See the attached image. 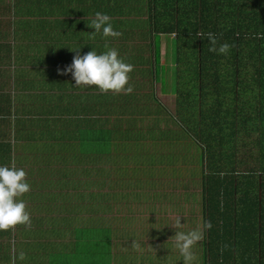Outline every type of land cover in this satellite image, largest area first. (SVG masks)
<instances>
[{
    "label": "crops",
    "instance_id": "1",
    "mask_svg": "<svg viewBox=\"0 0 264 264\" xmlns=\"http://www.w3.org/2000/svg\"><path fill=\"white\" fill-rule=\"evenodd\" d=\"M195 2L0 0V165L24 170L29 191L16 199L24 202L31 221L30 225H14L0 236V243L8 247V252L0 251V264H161L162 245L156 234L161 224L175 230L171 224L178 216L187 232L203 230V241L198 243L200 256L192 252L191 264H264V190L258 185V162L264 158L256 145L236 158L237 162L256 165V173L253 189L244 188L240 201L231 198L222 205L227 222L223 231L217 225L216 232L203 229V225L194 227L193 219L195 224L203 223L201 206L188 203L182 194L180 205H170L161 198L122 209L118 203H94L102 189L92 187L96 173L92 172V158L98 152H92L93 125L110 139L106 162L119 161L118 153L117 159L113 157L116 145L137 128L141 141L136 146L137 162L150 161L147 153L159 146L160 130H165L169 149H174L176 140L185 142L178 135L177 120H182V115L193 118L195 112L179 105V114L176 109L161 113L154 89L155 83L166 89L162 85L164 68L171 67V92H186L184 98L191 93L180 78L182 67L177 69L180 61L172 51L177 45L175 36H184L185 43L192 36L195 26L190 15ZM204 2L218 9L223 18L218 27L225 31L234 25L235 4L244 0ZM97 12L110 17L114 30L121 33L119 37L105 38L91 32L94 29L89 25ZM129 18L131 23L124 21ZM153 20L157 29L152 27ZM68 47H79L80 55L116 49L125 63L133 65L128 73L133 91L102 93L95 86H72L71 74L58 71L70 65L76 54ZM235 72L229 74L230 80L240 85ZM154 114L163 117L154 121ZM149 228H153L151 234ZM98 229L105 232L101 240ZM166 236L175 242L174 235ZM167 264L185 261L170 254Z\"/></svg>",
    "mask_w": 264,
    "mask_h": 264
},
{
    "label": "trees",
    "instance_id": "2",
    "mask_svg": "<svg viewBox=\"0 0 264 264\" xmlns=\"http://www.w3.org/2000/svg\"><path fill=\"white\" fill-rule=\"evenodd\" d=\"M204 1L205 0H196V2L193 4V12L190 15L195 28L193 30L192 36H190L191 42L188 46H190V54L192 56L196 55L197 58L199 57V60L196 63L193 61L194 65H192V60L190 62L186 61L185 63L188 65V68H192L194 70V74H198V76H201L202 74L205 75L202 79L200 78V81L197 82V88L199 91L198 106L200 107L206 100H209L208 93L206 92L208 84L206 80L208 78L212 80V82H210L211 86H216L215 88H217L219 84L217 79L219 75L217 73L219 72L217 71L218 67L222 66L219 63V59L221 60V58L228 61L232 66L235 63L236 72L239 69H242V72L245 73L243 69L247 68L250 65V68L247 71L252 73V80L248 79L247 81H244L242 78H237L238 82L241 86L244 82V84L246 85H248L249 83L251 88L256 85L257 88H259L258 97L262 98L263 100L264 80L262 79V77H264V0H256L254 4H250L249 0H244V2H241L240 4H235V9L237 11L234 16V25H230V28L226 27L228 29L225 30V34L220 33L225 31L221 30V28L218 27V24H220V19H223L219 15L218 9L215 7H211L210 4H205ZM211 8H213V11L210 12L209 9L211 10ZM232 20L233 19L231 18L230 24L231 22H233ZM208 22L210 24L214 22L215 23L213 24V27L205 28L204 26L210 25ZM151 23L153 29H157L155 21L153 20V22ZM251 30L255 31L252 32ZM209 32L213 33L216 36V45L225 42L230 44L231 47L227 55L219 54L214 56V53L212 51H209L210 45L206 35ZM174 38L177 39V41L175 42L178 45V42L181 40L180 36L177 35ZM187 40L189 43V38H187ZM215 64H217V66H215ZM207 65L213 67L214 70L210 71L208 67H206ZM183 69L184 68L180 69V75ZM202 69H205L207 72L203 73L201 71ZM236 76H239V74H237ZM180 78H182V81L184 83L185 76H180ZM214 81L217 82V85L214 84ZM215 92H218V88ZM188 95L186 94V97L184 98L185 100L188 98ZM239 96V93L238 95H235L233 93L231 99H227L228 104H230L232 106L231 108L233 109L231 111L232 118L230 119L231 127L234 130H232L233 133L236 132V129L237 133H240L244 130L242 127H239L241 126L240 124H236L238 120L235 118L236 112L241 110V106L239 107L236 101ZM190 100L195 105H197L196 99L194 97L190 96ZM258 102L259 104L257 106H254V108L256 109V114L254 115L256 117V122L262 123L264 121V102L261 100ZM180 103L181 105L179 106V108L190 107V105L183 104L184 101L183 103ZM206 111H209V101L208 106L206 107ZM181 117L183 119H186L185 115H182ZM192 117L194 120H196V122H198V124H201L205 121L203 118H209L208 114L202 115V112L200 110L198 114L196 112V109L195 114H193ZM211 121L215 129V127H217L219 123V120ZM207 123L208 121H205V124ZM209 125L210 127L212 126L211 123ZM203 126L204 124H202L201 127H198L200 131L204 129ZM93 128H95L94 125ZM93 128L92 152H95V150L98 151L95 152V154L97 155L96 158H92V172H96L95 174L98 175V180L94 181L93 184H95L99 189H102V192H100V194L96 197L98 198V200H101L98 203H102V205L108 202L109 204L118 203L120 204L119 209H122L124 206H132L133 203H139L142 200H147V202H149L151 199L161 198L162 201L169 203L170 205H173L174 203L180 205L182 202L178 201V197L182 194V197L188 203L199 204L201 206L203 222L209 221L211 223V228L208 229L209 231L215 230L216 232L217 227H215L214 225H217L219 228H221L222 231L224 229H227L226 217L223 216L224 211L221 207L225 203V201H229L231 199H227L225 198V196L231 195L232 192L236 190V185H233V180L216 181V179L213 177L214 173L210 172V170L205 174L204 170L201 168V172L198 174L195 170L189 171L188 167L183 168L182 165H179L181 164L180 161H182L191 150V147L187 146V138L183 132H178V135H182L183 138L181 139L185 140V142L180 143L176 140L174 149H169V142H166L168 140H166L163 135L165 130H160L157 136V139L159 140V146L153 149L150 148V152L147 153V161L148 159H150V161H134L132 162V165H129L128 168L131 170V174L128 173L129 170H125L123 173L116 177L114 175L110 176L109 174H111L112 167L121 165L120 161L111 162L108 168L109 173H107L106 175L101 173L105 171L104 166L101 165L103 160L102 155L104 157L105 163V156L111 153V146L109 144L110 139L105 136V133H103L102 131ZM254 128L258 133L257 126H255ZM170 138H172V136H170ZM255 141H257V138L249 142H251L252 145L257 146V143ZM209 147H211V145L207 143L206 148ZM117 153L121 157L122 153L116 150L115 155ZM164 154H171L172 156H175V159H157V156L162 157ZM208 158H210L209 161L212 163V167L216 171L217 169L214 166L216 161L215 156L213 157V153L210 156L208 155ZM183 162L185 163L186 161ZM210 162L209 164H211ZM128 164L126 166H128ZM239 164L243 165L242 162H239ZM133 165L136 166L138 172L136 176L133 175L132 172ZM258 166L260 167L259 170L261 172V180L258 185L264 190V162H258ZM178 169H181L179 173H177ZM186 172L189 173L190 178L188 177L189 175ZM198 177L200 178V180L197 179ZM221 184H223L224 186L223 190L221 189ZM195 186H199L201 188V201L198 202H196V198H198V196H196L197 193L193 189V187ZM223 198L225 199V201H223ZM95 208L98 209V207ZM204 213H206V215ZM190 214H192V211H190ZM212 225L214 227H212ZM100 232L101 231L98 229L97 234ZM2 234H8V229L0 230V236ZM212 245L213 244L211 241V246ZM0 251H3L5 253L8 252L7 245L3 246L0 243Z\"/></svg>",
    "mask_w": 264,
    "mask_h": 264
},
{
    "label": "rangeland",
    "instance_id": "3",
    "mask_svg": "<svg viewBox=\"0 0 264 264\" xmlns=\"http://www.w3.org/2000/svg\"><path fill=\"white\" fill-rule=\"evenodd\" d=\"M249 2L250 4H254L253 0H249ZM209 11L210 12L213 11V8H211V10L209 9ZM134 13L135 11L133 12L131 11L132 15H134ZM131 18L126 19L124 21L131 23L130 21ZM251 31L253 32L255 30H251ZM180 39L181 40L178 42L177 47L175 46L173 48L172 54L174 53L176 55V58L177 59L179 58L180 60L179 67H177V69H180V67L184 68L183 71L181 72V76H185L184 83L185 84L187 83L188 85L186 86V89L189 90L191 88V93L190 95H188L189 93H187L188 98L185 100V103L183 104L190 105V107L187 108L189 112L193 113L195 112V109H196V112L199 114V110H200L202 112V115L208 114L209 118H203L205 121H208L207 124H205V121L202 122L201 124H198V122H196V120H194L190 116L189 117L186 116L185 117L186 119L181 120L179 118L177 120V128L180 130L178 132H183L186 135L187 146L191 147V150L189 151V153L182 160L186 162L181 163L179 165H182L183 168L188 167L189 171L195 170L198 174L201 172V168L204 170L205 174L209 172L210 170V172L214 173L213 177L216 179V181L217 180L218 181L233 180L234 181L233 185H236V190H235L236 193L225 196V198L227 199L232 198L233 200L235 199V201H240L239 198L243 195L242 190L244 188L250 187V189H253V186H251V183L256 173L255 172L256 165L249 164V163H244L243 165H240L239 162L236 161V158L239 156H242L243 153L247 151L248 147L251 149L253 145L249 141H252L253 139H256V138H257V141L255 142L257 143V152L259 155L263 153L262 157L264 158V121L262 123H257L256 117L254 115L256 114V109L254 108V106H257L259 104L258 101L260 100L264 102V99L262 100V98L258 97L259 88H257L256 85H254L253 88L251 89L249 83L248 85H246L244 84L245 83L244 82L242 83V86H241V85L234 83L232 80H230L231 76H229V74H233L236 64L234 63V65L232 66L228 61L221 58V60L219 59V63L222 66H219L218 71H217L219 72L217 73L219 74L217 77L218 83H219L217 86L218 92L217 93L215 92L217 89L215 88L216 86L215 87L211 86V83L208 82L206 92L208 93L209 100H206L199 107L198 106L199 91L197 88V82L200 81V78L202 79L205 75L202 74L201 76H198V74H194V70L192 68H188L187 64L181 65L183 63H186V61L190 62L191 60H192V63L193 61L196 63L199 60V57L197 58L196 55L192 56L190 54V46H188V43L184 42L183 36H180ZM190 42H191V37H189V43ZM219 45L220 44H217L216 47H219ZM167 47H169V44L167 45ZM213 53H214V56L219 55L215 52ZM163 61L165 60L163 59ZM192 65H194V63ZM215 66H217V64H215ZM206 67H208L210 71L214 70V68L210 67V65H207ZM249 68H250V65L247 68L243 69L246 74L242 72V69H239L236 72V74H239L240 78H245V75H252V73L247 71L249 70ZM201 71L203 73L207 72L205 69H202ZM164 72H165L163 75L164 82L162 83V85L166 87L167 91L166 89L161 90L160 84L158 83H155V89H154L158 98L160 99L159 102L161 104L160 103L159 104L162 107L161 113L164 112L166 109L174 111L176 107L181 105L179 104V102H183L184 100L183 95L186 93L184 92L181 94H178V93L173 94L171 90L169 89L170 86L168 85L172 81V76H173V73L171 72V67L164 68ZM225 72H226V75L221 74ZM244 81H247V80H244ZM214 84L217 85V82H215ZM233 93L235 95H238L239 93L240 95L236 101H237L238 106L239 107L241 106V110L237 111L235 115V118L238 120L236 124H240L241 126L239 127H242L244 129L240 133H237V129H236V132L234 133L232 132L233 129L231 127V122H230V119L232 118L231 111L233 109L231 108L232 106L228 104L227 99L230 100L231 96H233ZM190 96L196 99L197 105L191 102ZM155 101L158 102L157 98L155 99ZM208 101H209V111H206V107L208 106ZM154 109L156 110L157 107ZM176 114H179L178 109H176ZM162 117H163V114H160V115L154 114L152 116L154 121L161 119ZM210 119L216 120V121L219 120V123L217 127H215V129ZM144 122H148V119ZM210 123L212 125L211 127L209 125ZM202 124H204L203 126L204 129L200 131L198 127L199 126L201 127ZM255 126H257L258 128V133L257 131H255L256 130L254 128ZM138 131H139L138 128L136 131L135 130L129 131L127 133L128 138L123 141L121 140L120 142H118L120 143V145L119 144L116 145V150L123 154V158L121 156L118 159L121 162L120 166L112 167L111 174H109L110 176L114 175L117 177L121 173H123L125 170H129L128 173L131 174V170L128 169L129 165L130 164L132 165V162L136 161L137 157L139 156L136 150L137 144L141 142L138 139V134H139ZM172 133H173L172 130L169 131L170 136H172ZM123 134H125V132H123ZM123 134H122V137H123ZM207 143H209L211 147L206 148ZM259 144H260V149H259ZM212 153H213V157L215 156L216 162L214 166L217 169L216 171L213 169L212 163L209 161L210 158H208V155L210 156ZM113 157L117 159V155H113ZM102 158L103 160H102L101 165L104 166L105 171L101 173L106 175L111 162L104 163L103 155H102ZM165 158L169 160H173L175 159V156H172L171 154H164L162 157L157 156V159H165ZM158 162H161V161H158ZM209 162L211 164H209ZM127 164L128 166H126ZM135 165L132 166L133 167L132 172H133V175L136 176L138 172H137ZM12 168H13V165H12ZM181 169H178L177 173H179ZM186 173L189 175L188 172ZM188 177L190 178V175ZM197 179L200 180L199 177ZM96 180H98V175L96 174L92 175V182ZM92 187L98 188L95 184H92ZM193 189L197 193L196 196H198V198H196V202L201 201V198H200L201 188L199 186L198 187L195 186L193 187ZM221 189L222 190L224 189L223 184H221ZM100 201L101 200H96L94 201V203H98ZM178 201H182V199L178 198ZM223 201H225L224 198H223ZM166 208L168 207L166 206ZM105 212L106 210L103 209L102 214H104V216H105ZM102 214L97 213V216H102ZM192 224L194 227H196L197 225L201 227L203 225L202 222H200L199 224H195L194 219L192 220ZM152 229L153 228H149L150 230L149 234H151ZM178 231L187 232L188 227L182 226L180 229H178ZM169 233L172 237L175 233V230L169 231V227H163V225L161 224L160 231L156 234V239H161V245H162V250H160V256H161L160 263L161 264H164V262L165 264L168 263V258L170 254H172V256L175 255L177 257L181 256L178 248L175 246L174 239L171 238L170 240V236H166V235H169ZM104 235H105V232H104V229H102L101 232L97 234V237L99 240H101L102 236ZM164 237L168 238V240H163ZM202 241L203 239L198 241L192 248V252L198 253L197 256H200L199 253H201L198 250V243ZM177 261H179V259Z\"/></svg>",
    "mask_w": 264,
    "mask_h": 264
},
{
    "label": "clouds",
    "instance_id": "4",
    "mask_svg": "<svg viewBox=\"0 0 264 264\" xmlns=\"http://www.w3.org/2000/svg\"><path fill=\"white\" fill-rule=\"evenodd\" d=\"M89 26L94 29L91 32L99 33L105 38H117L121 35L119 31L114 30L110 17L105 13L97 12ZM206 35L210 45L209 51L223 55L228 54L231 47L229 43H221L219 47H216V36L211 32ZM69 50H76V54L73 56L70 65L63 70L58 69V71L71 74L74 81L72 86H95L102 93L112 91L114 93L129 94L133 91L132 85L128 83V73L133 70V65L125 63L119 57L116 49L109 48L106 52L100 54L90 50L83 55L79 54V47L69 48ZM25 175L22 168L17 169L0 165V230H7L17 224H31L24 202L16 199L29 191ZM171 225L175 228V246L178 248L185 264H191L193 259L192 248L198 241L203 239V230L178 231L182 227L181 217L179 216ZM202 228H211V223L204 221ZM21 258H23V254H21Z\"/></svg>",
    "mask_w": 264,
    "mask_h": 264
}]
</instances>
